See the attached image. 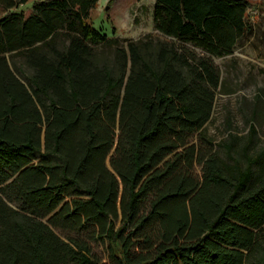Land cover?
<instances>
[{"label":"trees","instance_id":"16d2710c","mask_svg":"<svg viewBox=\"0 0 264 264\" xmlns=\"http://www.w3.org/2000/svg\"><path fill=\"white\" fill-rule=\"evenodd\" d=\"M97 1L0 0V264H100L71 235L89 226L116 264H264L259 158L192 142L217 69L153 33L108 37L87 21ZM251 6L155 0L152 19L221 57Z\"/></svg>","mask_w":264,"mask_h":264},{"label":"rangeland","instance_id":"374dc122","mask_svg":"<svg viewBox=\"0 0 264 264\" xmlns=\"http://www.w3.org/2000/svg\"><path fill=\"white\" fill-rule=\"evenodd\" d=\"M249 1L252 6L245 15V32L232 52L221 57L211 56L191 42L153 33L155 0H99L98 5L91 9L89 23L108 37L121 40L144 39L145 35L153 33L154 40L171 39L176 48L193 62L199 58L209 60L219 73L220 84L214 89L210 119L199 133L193 134L192 142L200 145L205 137L224 158V144L233 142V156L242 166L246 165L244 151L253 158H259L253 165V173L259 175L264 172V0ZM30 5L28 3L12 11L18 12ZM62 40L66 41L64 34L59 38ZM94 49L112 59V48L94 46ZM250 124L255 126L256 135L248 144ZM71 235L87 241L100 264H116L110 259L108 242L97 237L93 226Z\"/></svg>","mask_w":264,"mask_h":264},{"label":"crops","instance_id":"0c3cea01","mask_svg":"<svg viewBox=\"0 0 264 264\" xmlns=\"http://www.w3.org/2000/svg\"><path fill=\"white\" fill-rule=\"evenodd\" d=\"M107 1H109V0H107ZM98 2H99V0L96 2V5H98ZM154 4H155V2H154ZM95 5V6H96ZM153 7H154V5H153ZM152 11H153V9H152ZM90 12H91V9H90V11H89V16H88V18H87V21L89 22V20H90ZM152 22H153V19H152ZM153 33H157V34H159V35H162L160 32H158L155 28H154V24H153V31H152Z\"/></svg>","mask_w":264,"mask_h":264}]
</instances>
